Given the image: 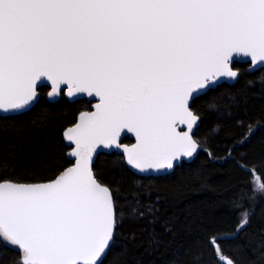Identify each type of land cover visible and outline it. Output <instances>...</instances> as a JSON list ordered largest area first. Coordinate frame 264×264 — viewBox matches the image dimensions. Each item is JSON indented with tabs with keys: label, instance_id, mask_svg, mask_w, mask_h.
I'll return each instance as SVG.
<instances>
[{
	"label": "snow or ice",
	"instance_id": "obj_1",
	"mask_svg": "<svg viewBox=\"0 0 264 264\" xmlns=\"http://www.w3.org/2000/svg\"><path fill=\"white\" fill-rule=\"evenodd\" d=\"M234 56L264 63V0H0V109H24L42 78L49 97L65 85L100 101L65 132L74 167L48 183L0 179V244L21 264H102L116 221L89 168L94 150L127 129L137 140L127 163L141 172L191 157L198 144L174 124L193 127L190 99L236 78ZM248 222L243 212L237 231Z\"/></svg>",
	"mask_w": 264,
	"mask_h": 264
},
{
	"label": "trees",
	"instance_id": "obj_2",
	"mask_svg": "<svg viewBox=\"0 0 264 264\" xmlns=\"http://www.w3.org/2000/svg\"><path fill=\"white\" fill-rule=\"evenodd\" d=\"M248 66L234 63L233 84L192 101L200 118L193 137L201 146L192 162L145 177L116 153L96 157L92 170L112 193L116 221L102 264H224L219 256L264 264V194L253 191V177L264 181V68L248 72ZM47 92L40 87L26 112L0 115V179L45 182L72 164L63 131L90 103L69 102L63 93L51 102ZM243 212L249 222L237 231ZM0 264H21V253L0 244Z\"/></svg>",
	"mask_w": 264,
	"mask_h": 264
},
{
	"label": "water",
	"instance_id": "obj_3",
	"mask_svg": "<svg viewBox=\"0 0 264 264\" xmlns=\"http://www.w3.org/2000/svg\"><path fill=\"white\" fill-rule=\"evenodd\" d=\"M234 63L248 64L249 65L248 66V69H247L248 72H253V71H256V70H259V69H263L264 68V63H257L254 66L252 64L250 58H245L243 56H234L232 58V61H231L230 65H229V67H230L231 70L236 71L235 69L232 68V66H233ZM237 79H238V76L236 78H231V77H219V78H217V80L214 81V82H212L209 87H207L205 90H202V91L198 92L197 94L194 95L193 98L190 99V107H191L192 101L196 97L204 94L207 90H209L211 88H214L217 85L222 84V83L233 84ZM40 87H47L48 88V93H49L51 91V82L50 81H47L45 78H42L41 81H38L37 82V96L34 98L33 101H31L29 103V105L25 106V108L22 109V110H20V111H12V110H9L8 112H4L2 109H0V115L1 116H12V115H16V114L23 113V112H26V111L30 110L36 104V102L38 101V98H39L38 89ZM61 88H62V91L59 92V93H57L56 95H54L52 97H49V95L47 93L48 100L51 101V102L56 101L60 97V94L61 93H64V97L69 102H73V101H76V100L84 99L87 102H90L91 103L90 110L80 112L77 115L76 122L71 127H68V128H66L63 131V135H62L63 136V140H64L66 146L69 148L68 152L66 153V157H67L68 160L72 161V164L66 168V169H68V168H71V167H74L75 166L77 158L72 155V152L75 150V144L72 141H69L67 139V137L65 136V132L68 129H70V128H74L80 122V114L81 113H85V112L92 113V112H95L96 111V105L100 101H99V97H96L94 94H93V96H89L87 93H76V94H74L73 96L70 97V96L67 95V86L62 85ZM199 123H200V118L193 125V127L191 129H189V127H188V125L186 123L185 124H181L179 121H177L174 124V128H175V130H176L177 133L191 135V137L193 138V140L196 142V140L193 137V134L195 132V129L198 127ZM125 138H127L129 141H131V143L130 144L122 143V141ZM136 143H137V140H136L135 133L129 132L127 129H123V130H121L120 136L117 138V143L116 144L110 145L107 148L104 147V145H98L96 147V149L94 150V152L92 154V158H91V160L89 162V168H90V170H91V172L93 174V178L96 180V178L94 176V173H93V170H92V166H93V164L95 162L96 157L100 153H106V154L116 153V154H118V155H120V156L123 157V160H124V163H125L126 167L128 169H130L132 172H134L135 174L140 175V176H145V177H155V176H163V175H167V174L172 173L174 171V169L177 166H179L182 162H185V163L192 162L194 160V158L196 157V155L198 154V152L200 151V149H201V146L196 142L198 144L197 151L195 153H193V155L191 157H180L178 160L173 161V168H171V169H159V170H157V169H149V170H146L144 172H141L140 170L133 168L131 165H129L127 163V154L124 151L125 148H131ZM117 145H119V147H117ZM63 172H61V173H63ZM59 175H57L56 177H54L53 179H51L49 181L38 182V183H26V184L48 183V182L54 181ZM99 184L102 185L101 183H99ZM102 186L107 187L105 185H102ZM109 191H110V189H109ZM110 194L112 196L111 191H110ZM112 198H113V196H112ZM113 205H114V199H113ZM114 215H115V209H114ZM112 241H111L109 247L106 249V252H105V254L102 257V261L105 258L106 254L108 253V251H109V249H110V247L112 245ZM12 247H14V246H12ZM14 248L20 252V250L17 247H14ZM218 260L220 262L224 263V264H229V260L226 257H224V256H219L218 257Z\"/></svg>",
	"mask_w": 264,
	"mask_h": 264
},
{
	"label": "flooded vegetation",
	"instance_id": "obj_4",
	"mask_svg": "<svg viewBox=\"0 0 264 264\" xmlns=\"http://www.w3.org/2000/svg\"><path fill=\"white\" fill-rule=\"evenodd\" d=\"M47 93H48V92H47ZM61 94H62V93H61ZM61 94H60V96H61ZM63 95H64V93H63ZM59 98H60V97H59ZM59 98H58V99H59ZM89 103H90V102H89ZM90 105H91V103H90Z\"/></svg>",
	"mask_w": 264,
	"mask_h": 264
},
{
	"label": "rangeland",
	"instance_id": "obj_5",
	"mask_svg": "<svg viewBox=\"0 0 264 264\" xmlns=\"http://www.w3.org/2000/svg\"><path fill=\"white\" fill-rule=\"evenodd\" d=\"M255 177H253V181H254ZM259 183V181H257ZM242 217V216H241Z\"/></svg>",
	"mask_w": 264,
	"mask_h": 264
}]
</instances>
